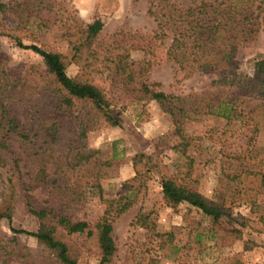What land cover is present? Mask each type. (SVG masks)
Wrapping results in <instances>:
<instances>
[{"label": "rangeland", "instance_id": "obj_1", "mask_svg": "<svg viewBox=\"0 0 264 264\" xmlns=\"http://www.w3.org/2000/svg\"><path fill=\"white\" fill-rule=\"evenodd\" d=\"M200 1L166 0L157 6L155 0L134 4L131 0H41L39 9L29 6V18L35 15L38 25L18 24L11 13L0 12V71L7 75L4 83L11 81L14 86L8 110L18 128L29 134L39 132L45 116L52 115L62 119L65 134L73 138L78 122L88 120L84 143L94 150L90 163L65 173L67 194L59 204V209L70 210L71 219L87 223L90 231V235L65 238L75 264H101L93 225L108 200H114L107 218L115 247L108 264H264V188H259L264 177V73L254 68L256 60L264 59V34L261 26L257 30L253 26L248 35L238 36L230 63L179 69L165 55L169 30L163 28L161 35L147 8L173 3L183 10ZM56 11L63 18L69 12V20H101L102 28L89 49L96 52L93 63L84 60L87 49L73 52L60 35L63 19L59 21ZM6 34L22 44L60 53L68 76L101 89L117 124L104 121L88 102L74 100L68 109L55 103L41 58L18 47L16 39ZM117 40L121 48L112 49ZM116 55L124 63L145 66L143 75L134 73L135 79L127 82L123 76L113 77L108 59ZM139 80L176 97L173 103L183 108L185 116L180 123L153 100L138 99L134 87ZM24 97L33 98L30 105L42 107L40 114L27 109ZM0 156V167L15 164L13 171L28 182L35 163L21 144L10 138L0 140ZM52 169L45 183L33 182L27 189L36 207H47L59 197L49 193ZM4 178L0 168V186ZM163 178L217 202L224 214L213 221L184 202L167 205L161 197ZM119 198L129 206L117 213ZM15 202L12 218L0 217V240L6 242L7 252L2 264L31 260L49 264L51 257L34 237L13 231L33 232L38 227L37 219Z\"/></svg>", "mask_w": 264, "mask_h": 264}, {"label": "trees", "instance_id": "obj_2", "mask_svg": "<svg viewBox=\"0 0 264 264\" xmlns=\"http://www.w3.org/2000/svg\"><path fill=\"white\" fill-rule=\"evenodd\" d=\"M40 1L32 0V3L24 0L0 1V12L11 13L18 24L38 25L34 23L33 16L35 15L29 18V6L39 9ZM136 1L131 0V3L134 4ZM155 1H157V6L160 2H166V0ZM240 1L202 0L198 5L183 10L173 3H165L161 4L158 9L148 7L147 12L157 21L156 26L161 35H163V28L167 27L170 32V42L165 52L166 58L177 64L179 69H199L206 66L212 67L221 62L230 63L234 41L238 36L241 37V34L245 36L252 32L253 26L256 27L255 30L261 26V31L264 34V0H244L242 6H240ZM255 1L256 3L253 5ZM252 5L253 8L251 9ZM165 9L167 10L162 12ZM68 14L63 18L62 14L57 12L59 21L63 19L59 27L60 35L66 39L73 52L81 47L87 49L84 60L93 63L96 60V52L89 49L102 28L101 20L96 18L84 23L73 18L69 20ZM258 16L260 19L256 21ZM246 22L249 23L250 28H246ZM120 32L118 31L113 36L119 35ZM6 36L16 39L18 47L29 49L41 58L45 67V75L53 85L49 91L55 103L68 109L74 100L88 102L104 121L111 125L117 124L110 113L109 104L101 89L87 80L81 81L68 76L65 72L63 56L60 53L47 51L35 44H22L15 36L9 34ZM112 46V49H120L121 42L117 40ZM122 61L121 55H116L114 59H108V62L113 66L112 70L109 71L113 77L116 75L123 76L126 82L135 79L134 73L137 76L143 75L146 69L145 66H140L137 63H124ZM134 64H136V70L132 69ZM254 68L257 72L264 73V59L256 60ZM6 77L7 75L0 71V140L10 138L21 144L31 160L34 161L35 168L32 169L28 182H25L21 179L19 172L13 171L15 164L11 165L10 168L0 167L5 174L0 186V217L7 220L12 218L15 211L12 202L16 200L20 205L19 209L37 219L38 227L33 232L13 231L23 232L34 237L36 242L44 248V252L51 257L49 264H75L65 238L82 233L90 235V231L87 230V223L82 220L71 219L70 210H67L66 206H63L62 210L59 209V204L62 203L67 194L63 185L65 173L73 170L78 171L90 163L89 157L94 150L87 149L84 143L88 120L78 122L73 138L71 135L69 136V132H67L68 135L65 134L62 119L52 117V115L45 116L43 114L46 119L43 121L39 132L35 131L29 134L20 130L18 123L9 115L8 107L13 101L15 92L12 91L14 86L11 81L4 83ZM134 90L140 94L138 99L153 100L163 112L169 114L175 123H180L178 122L179 119L185 117L183 108L173 103L176 97L152 90L144 80L136 81ZM262 91L263 102L261 105L264 106V87ZM22 94L23 96L33 95L32 92H22ZM9 99L10 103L8 102ZM23 99L27 104L33 100V98L28 99L26 97ZM36 107V104H29L27 109L40 114L42 107ZM50 168L53 169L50 172L51 190L49 193H53L52 196L59 195V197L56 198L57 200H51L47 207H36L32 204L27 189L33 182L44 181L45 183L48 180V169ZM259 188H264V177L260 178ZM160 189L163 201L169 206L184 202L200 210L203 215L213 221H217L224 214L220 204L205 199L189 188L176 184L172 179H161ZM120 200L121 198L115 202L117 213L129 206L128 201L120 203ZM113 203L114 200L107 201L103 215L93 225L96 245L100 252L99 263L101 264H108L111 261L115 249L110 236L111 222L107 218V212ZM261 206H264V201ZM257 207L258 204H255V208ZM5 243L0 240V264L4 263L5 254H7L4 248ZM31 263L33 264L32 260L29 264Z\"/></svg>", "mask_w": 264, "mask_h": 264}]
</instances>
